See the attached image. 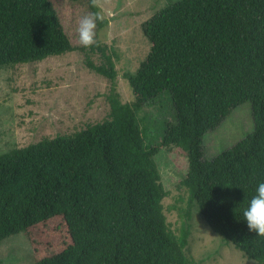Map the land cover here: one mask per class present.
<instances>
[{
  "label": "trees",
  "instance_id": "16d2710c",
  "mask_svg": "<svg viewBox=\"0 0 264 264\" xmlns=\"http://www.w3.org/2000/svg\"><path fill=\"white\" fill-rule=\"evenodd\" d=\"M97 12L93 0H66ZM54 0H0V66L65 51H98L87 65L110 81L107 116L65 136H43L0 152V241L24 232L34 264H193L185 251L189 224L175 233L154 160L175 145L188 168L180 180L188 206L209 227L264 264V236L248 230L241 210L264 181V0H177L142 25L150 51L134 74V95L116 87L113 50L84 46L77 25ZM168 91L175 122L157 145L146 144L136 110ZM250 101L253 129L211 158L203 137L237 105ZM184 216L190 218L189 208Z\"/></svg>",
  "mask_w": 264,
  "mask_h": 264
},
{
  "label": "rangeland",
  "instance_id": "374dc122",
  "mask_svg": "<svg viewBox=\"0 0 264 264\" xmlns=\"http://www.w3.org/2000/svg\"><path fill=\"white\" fill-rule=\"evenodd\" d=\"M62 17L78 25L84 6L54 0ZM100 19L108 23L97 31L98 42L113 50L116 87L123 101L134 95L123 73L134 74L150 51V40L142 25L155 12L177 0H93ZM98 51L71 50L43 59L0 66V152L35 142L43 136H68L87 124L103 120L109 111L105 98L109 79L87 65L100 63ZM168 91L136 110L146 134V144L157 145L167 123L175 122ZM253 120L250 101L234 107L220 124L203 137V157L211 158L250 133ZM154 160L166 196L162 199L169 227L177 234L189 224L185 251L193 264H256L231 242L214 232L196 203L188 206V191L180 180L188 163L175 145L159 146ZM189 208L187 220L184 211ZM0 264H34L29 241L20 231L0 241Z\"/></svg>",
  "mask_w": 264,
  "mask_h": 264
},
{
  "label": "clouds",
  "instance_id": "9594fccd",
  "mask_svg": "<svg viewBox=\"0 0 264 264\" xmlns=\"http://www.w3.org/2000/svg\"><path fill=\"white\" fill-rule=\"evenodd\" d=\"M99 19L98 12H88L80 17L76 28L80 44L87 47L94 43L96 23ZM241 215L249 231L264 236V181L258 182L255 194L241 210Z\"/></svg>",
  "mask_w": 264,
  "mask_h": 264
}]
</instances>
